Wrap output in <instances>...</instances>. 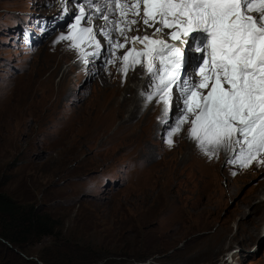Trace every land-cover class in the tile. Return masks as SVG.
Here are the masks:
<instances>
[{
	"label": "rangeland",
	"instance_id": "374dc122",
	"mask_svg": "<svg viewBox=\"0 0 264 264\" xmlns=\"http://www.w3.org/2000/svg\"><path fill=\"white\" fill-rule=\"evenodd\" d=\"M46 1L0 0V193L49 216L55 236L33 240L22 250L0 241L5 246L0 245V264H43L39 258L59 248L90 250V264H264V239L258 236L243 248L236 236L237 214L262 184L255 162L245 169L226 165L225 154L211 159L199 154L185 161L181 135L190 125L173 136L169 147L161 121L154 133L148 128L156 109L144 124L140 116L123 133L133 129L131 134H142V140L100 149H95V138L84 146L80 126H45L35 116L24 117L20 100L25 93L16 87L26 80L43 82L41 76L55 70L50 54L67 48V41L58 39L65 25L52 23L61 11L51 10ZM25 32L31 34L30 41ZM144 32L153 29L140 27L138 34ZM73 63L74 57H68L55 70L54 92ZM75 70L71 92L76 96L67 103L70 109L86 106L99 94V74L109 69L106 65L97 72L90 63ZM14 88L9 98L1 96ZM37 96L44 99L48 91L40 90ZM206 159L208 177L200 169ZM241 169L243 181L237 184L233 173ZM263 224L264 216L257 233Z\"/></svg>",
	"mask_w": 264,
	"mask_h": 264
},
{
	"label": "snow or ice",
	"instance_id": "6c2138e0",
	"mask_svg": "<svg viewBox=\"0 0 264 264\" xmlns=\"http://www.w3.org/2000/svg\"><path fill=\"white\" fill-rule=\"evenodd\" d=\"M60 3L53 27L64 23L58 39L70 42L81 63L104 71L119 59L125 78L130 67L144 65L151 91L140 94L147 104L162 105L169 147L189 124L188 138L210 159L223 151L226 165L264 166V0ZM138 25L152 28V35H129ZM89 75L95 78L91 69Z\"/></svg>",
	"mask_w": 264,
	"mask_h": 264
},
{
	"label": "bare ground",
	"instance_id": "6f19581e",
	"mask_svg": "<svg viewBox=\"0 0 264 264\" xmlns=\"http://www.w3.org/2000/svg\"><path fill=\"white\" fill-rule=\"evenodd\" d=\"M46 3L51 5V10L55 9L56 11H62L60 0H47ZM97 23L101 24L103 22L97 21ZM59 25L62 27L64 23L62 22ZM138 27H143V25H138ZM168 31V29H165V32ZM145 34L149 36L152 35L150 32H144L143 34L135 32L132 33V35L140 36ZM97 38L106 48L107 45L104 38L102 36H98ZM166 38L167 37L165 36V39ZM69 44L70 42L67 41V48L62 51H53L50 54V63H53V65L55 63V70L68 57H74V63L69 65L66 71L61 74L59 82L56 84L57 89L55 92L53 86L55 70L50 71L49 74L44 77L41 76L43 82L26 80V84L25 81H22L20 82L21 84H18L16 87L17 89L21 88V90L25 93L24 99L20 100L24 107V117L35 116L36 120H43L42 124L45 126H50L55 123L64 126L66 129L78 128L80 126L79 136H81L80 141L83 142L84 146L87 147L91 145L93 143V139L95 138V149H100L111 144H118V141L126 142L127 144L129 142L134 143L139 138L142 140V134H136V136L131 134L133 129L125 135H123V133L129 130L130 123L140 116H142V120L140 122L144 124L146 117L156 109L157 117L153 119L148 126V128L154 133V131H156L157 124L160 121L159 118L161 117L163 109L162 105L155 102L147 104L144 99L142 100V105H139V102L143 98L140 93L145 90L151 91V89L147 87L150 83V78L146 73L143 64L130 67L126 78L123 73L119 71L121 68L119 59L116 60L114 65L108 64V74H99V76L101 75L100 79L102 80L99 94L97 93V95H93L92 99L88 100L86 106L81 105L75 109L68 108L67 103L76 96L71 92V79L73 78L71 77L73 76L72 73L77 66L83 64L81 63L77 52L70 50ZM130 47L131 45L129 44L128 48ZM141 47L142 46L139 44L136 45L137 50H140ZM128 48H125L124 51H116V57L122 58ZM105 57L106 54L102 53V58ZM89 59H91V57ZM96 61L98 64L101 63V60ZM97 72L99 71L97 70ZM40 90L48 91V96L44 99H39L37 93ZM13 92H16L15 88L12 90V93H8L7 90L2 91L1 96L9 98ZM120 94H122V98L117 100ZM36 98L39 100H36ZM140 109H142L141 112L143 111L142 114H139ZM187 126L188 124H185L183 125V128H187ZM181 138L183 141L181 142V147H184L185 150V155L183 154L185 161H194L199 154L204 155L196 147V144L190 141L187 131H184ZM223 154H225L226 157L228 156V154L223 151H221L218 156H222ZM202 162V168H200L201 172L208 177V168L210 163L208 159ZM241 172L242 169L235 170L236 176H234L233 181L237 184H239L238 182L241 183L243 181V175H240ZM254 172L262 173V184L258 189H255L250 196L246 197L244 201L245 210L237 214L240 222L237 224L236 236L241 237L239 241L243 248L248 245V242L258 238V236L262 237V240L264 239V224L262 225L259 233H257L256 227L258 221L264 216V166H258L255 164Z\"/></svg>",
	"mask_w": 264,
	"mask_h": 264
},
{
	"label": "trees",
	"instance_id": "16d2710c",
	"mask_svg": "<svg viewBox=\"0 0 264 264\" xmlns=\"http://www.w3.org/2000/svg\"><path fill=\"white\" fill-rule=\"evenodd\" d=\"M56 225L45 214L22 207L0 193V241L22 250L33 240L55 236ZM1 246L5 247L0 243ZM59 248L39 258L43 264H90L94 253L90 250H67ZM85 251V252H84ZM81 253V254H80ZM139 259H144L140 257Z\"/></svg>",
	"mask_w": 264,
	"mask_h": 264
}]
</instances>
